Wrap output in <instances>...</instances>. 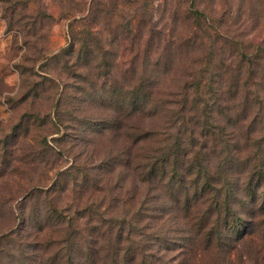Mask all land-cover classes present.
I'll return each instance as SVG.
<instances>
[{
  "label": "trees",
  "instance_id": "trees-1",
  "mask_svg": "<svg viewBox=\"0 0 264 264\" xmlns=\"http://www.w3.org/2000/svg\"><path fill=\"white\" fill-rule=\"evenodd\" d=\"M184 1L183 15L179 16L176 10L172 17V24H181V31L177 34L172 31L165 47L173 54L169 60L171 64H176L177 54H185L183 64H180L181 60L176 64L185 70L177 92L157 91L155 86L159 84L150 69L154 81L152 85L148 82L149 77L145 78L148 74L146 50L140 54L136 52L132 66L123 70L121 83L117 79L102 80L99 87L93 86L90 90L79 85L80 91L82 89L86 94V105L100 104L107 113L105 116L108 115L107 118L101 117L100 124L93 122L100 127L97 130L99 137L112 134L119 140L116 149L105 151L102 164H107L110 172L117 168L124 181L131 176L133 191L123 193L125 183L121 185L122 189L112 186L108 172L99 195L103 198L106 190L111 200L107 202L106 197L102 201L98 197L93 206L86 207H80L79 202L74 203L78 215L75 217L70 214L69 203L59 204L53 196V192L69 189L70 179L74 181L71 192L84 188L89 176L80 178L79 172L75 171L77 166H74L67 173H61L62 176L48 188L34 184L29 195L24 197V200L43 197L51 205L48 210L55 212L56 218L63 220L61 223L68 224L65 239L53 236V245L59 250L55 264H187L197 240H204L206 247L216 243L219 248L229 245L231 249L233 242L247 244L258 239V229L264 223V156L261 149L264 135L256 134L251 126L264 105V82H261L264 78L257 79V70L263 66L260 59L264 57V45L239 33L222 34L219 22H223L227 15L230 17L228 9L201 7L200 0ZM101 3V0H90L88 8L79 5L76 10H69L73 9L70 5L66 10L61 0V12L69 18L72 33L70 44L62 49V53L73 52L79 44V59L83 67L90 62L99 63L105 70L109 64L101 43L102 31L99 27L94 30L89 23L95 21V15L99 16ZM86 10H89L87 15ZM141 11L137 7L134 17L138 18ZM131 24L135 27L133 20ZM136 26L139 24L136 23ZM158 34L159 38L166 36L162 31ZM129 37L122 36L120 40ZM218 55H222L224 61L232 58L237 64L219 61L221 66L217 68V75L214 64ZM41 58L45 60L48 56L42 53ZM70 68L78 81H81L79 77L89 78L88 70L78 72ZM108 72L109 69L102 76ZM49 76L58 81L57 77ZM69 76L70 80L74 78ZM65 91L59 96L60 102L73 97ZM226 96L233 102L232 107L236 103L242 105L234 114H231L232 107L227 105L230 114L235 117L232 118L235 124L232 131L228 128L229 120L220 118ZM256 105L258 107L254 110ZM242 159H247V163L256 160L259 165H255V172H247L243 180L237 178L231 182L227 171L235 174L232 168L238 166L240 163L237 161ZM213 161L217 164H212ZM156 183L175 189V204L172 206L178 213L182 212L176 218L183 220L174 221L180 229H176L178 237L173 236L172 242L161 227L165 224L163 213H155L165 207L154 208L151 205ZM189 186L194 189H189ZM115 192L119 200V214L112 212L111 201H114ZM131 207L133 213L130 212ZM242 208L249 209V212H244ZM86 209L89 213L83 215ZM195 209L204 211L194 216ZM190 219H195L196 225L192 233L182 225L190 223ZM155 221L161 222V226L153 225ZM234 228L236 235L230 236ZM44 232L42 227L34 232V247L29 252L34 255L33 258L39 254ZM60 232L63 233L61 229L57 233ZM112 232L114 240L110 238ZM105 234L109 237L103 242L100 237ZM149 236L157 240L153 248L147 244ZM6 237L9 235L6 234ZM163 241L166 246L161 250L159 246Z\"/></svg>",
  "mask_w": 264,
  "mask_h": 264
},
{
  "label": "rangeland",
  "instance_id": "rangeland-1",
  "mask_svg": "<svg viewBox=\"0 0 264 264\" xmlns=\"http://www.w3.org/2000/svg\"><path fill=\"white\" fill-rule=\"evenodd\" d=\"M89 1L63 0V4L66 10L70 5L73 9L69 10H76L79 5L89 7ZM101 1L99 16L95 15L93 18L95 21L89 23L94 30L99 27L103 33L101 43L109 64L105 70L99 63L90 62L83 67L79 59V44H76L73 52L62 53V49L68 48L72 33L69 18L61 12V0H0V264H55L54 259L59 250L53 245V236L56 238L59 236L63 240L68 234L66 231L68 224L61 223L63 220L56 218L55 212L48 210L51 206L49 201L38 196L24 200L32 191L34 184L46 185L48 188L62 176L61 173H67L77 166L75 171L79 172L80 178L84 175L89 176L85 186L83 185L84 188H79L76 193L71 192L74 181L70 179L69 189L53 192L58 203H69L70 214L76 217L77 205L74 203L79 202L80 207L93 206L96 198H102L99 195L102 191L100 189L104 184V178L110 172L107 164H102L104 153L108 148L116 149L119 140L112 134L99 137L97 130L100 127L93 122L100 124L101 117L107 113H104L100 104L87 106L86 94L82 89L99 87L102 80L117 79L121 83L123 70L132 66L136 52L140 54L145 50L148 58L146 65L148 74L145 78L149 77L148 82L150 81L152 85L154 82L151 79L152 70L155 82L159 84L155 86L157 91L177 92V87L182 83L185 70L176 64H179V60L180 64H183L185 54H177L179 58L175 61L176 64H171L169 60L173 54L165 47L172 31L175 30L176 34L181 31V24H172V17L176 10L179 16L183 15L185 1ZM200 6L217 10L216 6L231 12L230 17L227 15L223 22L222 20L219 22L222 34L239 33L240 36L264 45V0H200ZM137 7L142 11L138 18H135L134 12ZM88 11L86 10L85 15L89 14ZM138 19L141 21L138 22ZM131 20L135 27L132 26ZM136 23L139 26H136ZM158 31L164 32L166 36L159 38ZM122 36L130 37L120 40ZM221 52L222 50L219 51ZM223 52L227 56L225 49ZM42 53H45L48 59L42 60ZM224 60L222 55L216 57L215 74L218 75L217 68L221 66L218 62ZM260 60L263 66L257 70L258 80L264 78V57ZM224 62L237 64L232 58ZM70 67L78 72L88 70L89 78L79 77L81 81H78V77L71 74ZM108 69L110 73L102 76ZM49 75L57 77L58 81ZM69 75L74 78L68 79ZM132 77L133 75L130 78ZM217 79L216 77L215 80ZM79 85L83 86L81 91ZM64 91L70 92L69 95L73 97L66 102H60L59 96ZM80 101L82 102L79 103ZM227 105L230 107L233 105L229 96L224 100L220 118L229 120L228 128L232 131L235 126L232 118L235 117L231 114L238 112L242 105L236 103L231 114ZM257 107L258 105L253 109L256 110ZM258 114L251 129L262 136L264 105L260 107ZM107 117L108 115L104 118ZM261 149L264 156V146ZM247 161V159L237 161L240 164L232 168L235 174L227 171L231 182L237 178L243 180L247 172L256 171L255 165H259L258 161L252 160L248 163ZM212 164L216 165L217 162L213 161ZM116 169L109 173L111 185L122 189L121 185L125 183L123 193H131L134 188L132 177L124 181L123 174ZM255 184L254 188H257ZM156 186L157 189L151 195V205L154 208L160 205L165 207L155 212L163 213L165 224L161 226V222L155 221L153 225L164 227V232L172 242L173 236L178 237L176 229H180L174 221L183 220L181 217L176 218L182 212L178 213V210L173 209L175 189L166 184L162 186L156 183ZM191 188L194 189L189 186V189ZM106 197L107 202L111 200L108 191L105 190L102 201ZM111 204L114 207L112 212L116 211L119 214L116 192ZM242 209L249 212L247 208ZM130 210L134 212L133 207ZM203 211L195 209L193 214L198 216ZM87 213L88 209L83 215ZM175 218L176 220H173ZM245 220L247 221V217ZM182 225L189 233L196 229L195 219H190V223ZM40 227L45 232L40 240L39 254L33 258L34 255L29 252H32L34 247L33 242L36 238L34 232L37 233ZM60 229L62 234L57 233ZM258 230L259 235L255 242L247 244L233 242L231 245L234 247L231 249L228 248L229 245L219 248L216 243L206 247L204 240H197L187 264H264V223ZM76 231L77 229L73 232L74 237ZM6 234L9 237H6ZM231 235H236V228L232 230ZM108 237L109 235L105 234L100 238L106 242ZM198 237L201 238V235ZM110 238L115 239L113 232ZM153 238L148 237L147 244L150 248L157 245V240ZM82 242L84 243L83 239ZM163 246H166L164 241L159 246L161 250Z\"/></svg>",
  "mask_w": 264,
  "mask_h": 264
}]
</instances>
